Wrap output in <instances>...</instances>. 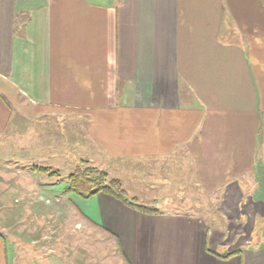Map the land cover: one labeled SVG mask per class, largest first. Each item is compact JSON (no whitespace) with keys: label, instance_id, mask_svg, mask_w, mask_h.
<instances>
[{"label":"crops","instance_id":"obj_1","mask_svg":"<svg viewBox=\"0 0 264 264\" xmlns=\"http://www.w3.org/2000/svg\"><path fill=\"white\" fill-rule=\"evenodd\" d=\"M15 114L17 164L87 160L157 210L70 197L128 264H264V0H0V149Z\"/></svg>","mask_w":264,"mask_h":264},{"label":"rangeland","instance_id":"obj_2","mask_svg":"<svg viewBox=\"0 0 264 264\" xmlns=\"http://www.w3.org/2000/svg\"><path fill=\"white\" fill-rule=\"evenodd\" d=\"M18 118L15 114L5 135L9 145L0 149V236L7 246L8 264H128L121 257L117 242L106 230L95 227L82 216L70 199L72 194L89 198L104 192L82 196L67 189L73 181L71 174L78 169L99 168L87 160L77 159L63 170L47 166L49 169L41 172L33 169L34 166L30 168L22 156L17 164L11 153L16 151L11 146L12 140L24 144L19 148L21 153L26 152L29 133V123L17 121V124ZM42 123L38 120L34 123L36 130L42 132L46 125L50 126ZM17 165L19 178L10 171L17 170ZM28 171L35 172V176ZM108 179H111L109 175ZM63 182L67 183L66 187ZM255 227L264 232V222H256Z\"/></svg>","mask_w":264,"mask_h":264},{"label":"trees","instance_id":"obj_3","mask_svg":"<svg viewBox=\"0 0 264 264\" xmlns=\"http://www.w3.org/2000/svg\"><path fill=\"white\" fill-rule=\"evenodd\" d=\"M33 169L40 171H47L49 168L45 166H34ZM73 181L67 186L68 190L75 191L82 196H91L100 191L110 193L125 201V203L148 212H156L154 208L142 206L138 204L135 199L130 198L126 189L117 179H108V174L96 168L92 170L78 169L77 172L71 174Z\"/></svg>","mask_w":264,"mask_h":264}]
</instances>
